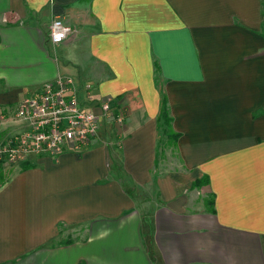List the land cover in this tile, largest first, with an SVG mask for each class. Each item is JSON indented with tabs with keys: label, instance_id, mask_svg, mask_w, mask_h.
I'll return each instance as SVG.
<instances>
[{
	"label": "crops",
	"instance_id": "obj_1",
	"mask_svg": "<svg viewBox=\"0 0 264 264\" xmlns=\"http://www.w3.org/2000/svg\"><path fill=\"white\" fill-rule=\"evenodd\" d=\"M66 75L125 120L0 166V264H264V0H0V109Z\"/></svg>",
	"mask_w": 264,
	"mask_h": 264
},
{
	"label": "built area",
	"instance_id": "obj_2",
	"mask_svg": "<svg viewBox=\"0 0 264 264\" xmlns=\"http://www.w3.org/2000/svg\"><path fill=\"white\" fill-rule=\"evenodd\" d=\"M73 31L61 17L52 21L50 40L62 43ZM85 101H93L89 94ZM81 98L79 88L72 76H58L45 82L36 91L20 99L8 109H0V121L17 120L22 129L0 136V166L7 167L30 163L32 157H58L65 151L83 154L93 144L101 130L102 119L123 123L125 114L114 110L106 100L91 108ZM95 102V101H93Z\"/></svg>",
	"mask_w": 264,
	"mask_h": 264
},
{
	"label": "rangeland",
	"instance_id": "obj_3",
	"mask_svg": "<svg viewBox=\"0 0 264 264\" xmlns=\"http://www.w3.org/2000/svg\"><path fill=\"white\" fill-rule=\"evenodd\" d=\"M85 62H87V60H84ZM91 63V62H90ZM84 67V65H83ZM91 68V67H90ZM93 78H95V76L93 75ZM107 131V130H106ZM117 127L116 125L113 126V129L110 128V131L108 130L107 132H105V139L111 141H114V145L116 147L120 146V136L118 135L117 132ZM171 133H173L172 129H171V123L169 125L165 124V122H162V138L160 141V148H159V159L162 158V154H164V152L168 149V150H172V152L175 150L174 149V138L171 136ZM109 135V136H108Z\"/></svg>",
	"mask_w": 264,
	"mask_h": 264
},
{
	"label": "trees",
	"instance_id": "obj_4",
	"mask_svg": "<svg viewBox=\"0 0 264 264\" xmlns=\"http://www.w3.org/2000/svg\"><path fill=\"white\" fill-rule=\"evenodd\" d=\"M161 118L163 119V121L167 125H169L172 121V117L169 115V112H168L167 98L165 96L163 98ZM171 136L174 139H176L178 135L173 132V133H171ZM207 180H208L207 176H205L202 179H197L193 184H194V186H200V185L205 184L207 182Z\"/></svg>",
	"mask_w": 264,
	"mask_h": 264
}]
</instances>
